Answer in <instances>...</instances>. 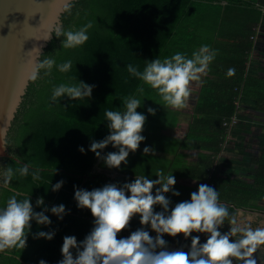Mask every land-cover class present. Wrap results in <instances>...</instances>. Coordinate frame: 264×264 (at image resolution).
Instances as JSON below:
<instances>
[{"label": "trees", "instance_id": "1", "mask_svg": "<svg viewBox=\"0 0 264 264\" xmlns=\"http://www.w3.org/2000/svg\"><path fill=\"white\" fill-rule=\"evenodd\" d=\"M62 20L64 29L73 31L91 22L89 39L77 49L61 48L55 37L50 42L44 54L57 63L71 60L73 68L68 73L53 69L51 76L42 75L41 79L31 81L9 132L8 146L10 154L41 169V179L34 181L29 175L14 180L13 187L30 195L34 207L36 199L43 196L45 205L64 204L68 214L61 221L46 213L52 221L47 227L32 222V233L55 230L54 238L35 239L29 234L25 249L0 253V264H39L41 259L57 264L62 259L60 249L65 236H75L78 242L85 238L94 218L90 210L77 208L74 186L87 190L109 183L119 186L139 175L156 179L157 171L163 170L165 174L173 173L177 181L174 188L180 192L178 197L166 194L172 206L190 199V194L203 183L218 190L220 203L227 205L230 213L245 207H261L264 188L259 187V181L264 184V156L256 183L222 177L213 170V156L221 151L229 133L230 127L225 123L233 116L239 117V101L253 99L257 110L264 113V76L249 70V60L255 53L264 56V0H76L71 13H64ZM202 45L214 49L216 57L201 80V93L187 134L192 140L184 143L164 130L174 128L179 119L186 117V107L175 110L164 106L157 92L147 85L143 95H139L137 88L142 82L128 73L126 65L132 64L142 71L146 61L163 60L177 52L190 58ZM229 68L235 69L234 75H227ZM78 79L96 86L90 99L51 101L53 87L76 83ZM191 88L196 89L192 84ZM132 94L141 99L142 107L137 111L147 116L142 132L146 140L134 154L130 153L127 165L122 163L120 169H109L87 149L93 140L108 135L104 112L123 110V98ZM148 107L156 109L155 115L147 113ZM167 117L171 122L163 123ZM145 145L153 149L147 156L142 154ZM80 146L86 149L84 154L78 150ZM180 148L211 151L213 155L200 154L195 165L188 163V154L179 152ZM111 151L115 149L110 145L104 150ZM15 157L2 158L0 165L19 167ZM97 164L124 176L114 180L106 172H94ZM181 178L186 180L181 182ZM61 179L62 188L52 192L50 184ZM12 194L7 189L0 191V206ZM138 227L139 218L135 217L130 228L122 230L118 238ZM228 230L226 220L221 231ZM192 235H200L201 243L206 241L204 234ZM164 238L170 250H179L172 245L179 248L191 243L182 234L175 238L165 234Z\"/></svg>", "mask_w": 264, "mask_h": 264}, {"label": "clouds", "instance_id": "2", "mask_svg": "<svg viewBox=\"0 0 264 264\" xmlns=\"http://www.w3.org/2000/svg\"><path fill=\"white\" fill-rule=\"evenodd\" d=\"M72 6L73 0H63L62 12L70 14ZM92 26L89 22L78 30H65L59 21L53 23L41 19L39 26L32 27L39 35L28 38L42 42L26 52L29 79L35 82L42 75L51 76L53 69L60 73L70 72L73 68L71 60L57 63L55 58L44 54L43 48L54 37L63 49L82 47L89 39L88 31ZM215 57L214 49L202 45L192 52L190 58L177 52L163 60L146 61L142 71L132 64L126 68L132 77L142 82L137 88L139 95H143L144 85H147L157 92L164 106L180 110L187 105L192 82L202 80ZM234 74L235 69L229 68L227 75ZM95 87L79 79L76 83H60L53 87L51 101L90 99ZM122 104L123 110L104 112L108 135L102 140H93L87 149L109 169H120L122 163L127 165L130 153L134 154L146 140L142 132L147 116L137 111L142 107L141 99L132 94L124 97ZM147 113L155 115L156 109L148 107ZM4 143L0 137V147H4ZM109 145L115 151L105 153ZM78 150L82 154L86 152L83 146ZM152 152L150 146L143 147V155ZM16 163L20 166L0 165V191L7 189L13 193L6 204L0 206V253L25 249L29 234L35 239L52 240L55 230L32 233V222L47 227L52 221L46 213L50 212L61 221L68 214L64 204L48 207L41 196L36 199L34 207L30 195L16 191L14 180L29 175L34 181L41 179V169L20 160ZM155 176L157 178L152 179L139 175L119 186L109 183L93 190L74 186L76 206L90 210L93 227L79 242L75 236L63 238L62 259L57 264H264V256L260 255L264 253V223L253 227L255 220L251 214L239 209L230 213L228 206L220 203L218 190L203 183L190 194V199L172 206L166 194L180 196L174 188L175 176L165 174L163 170L157 171ZM63 184L61 179L50 184V189L57 192ZM36 208L41 210L36 211ZM135 217L139 218L140 227L118 238L122 230L130 228ZM226 220L229 230L222 232ZM193 233L204 234L206 241L201 243L200 235ZM165 234L173 238L182 234L185 240L190 238L188 250H170ZM256 253L259 254L254 255ZM39 264H47V261L41 259Z\"/></svg>", "mask_w": 264, "mask_h": 264}, {"label": "water", "instance_id": "3", "mask_svg": "<svg viewBox=\"0 0 264 264\" xmlns=\"http://www.w3.org/2000/svg\"><path fill=\"white\" fill-rule=\"evenodd\" d=\"M62 8L63 0H0V137L5 142L4 147H0V163L2 158L15 157L10 154L8 137L31 84L26 52L34 44L42 43L28 39L39 35L32 27L39 26L41 19L53 23L59 21L63 25ZM51 41L44 46V53ZM15 159L22 161L18 157ZM94 172H106L114 180L124 176L118 172L106 171L98 164ZM189 246L184 243L179 248L172 245V248L184 250Z\"/></svg>", "mask_w": 264, "mask_h": 264}, {"label": "crops", "instance_id": "4", "mask_svg": "<svg viewBox=\"0 0 264 264\" xmlns=\"http://www.w3.org/2000/svg\"><path fill=\"white\" fill-rule=\"evenodd\" d=\"M249 70L264 76V56L255 53L249 60ZM201 83V81L192 82L196 89H192L184 109L186 117L183 116L179 119L174 128H166L165 134L174 136L184 143L186 141L191 142L192 139L187 138V134L190 133V125L193 122L192 116L195 113L194 107L197 105L201 93ZM239 105L238 122L229 130L221 151L213 156L215 157L213 170L216 169V172L224 178L253 183L256 181L259 170H261L260 161L264 156V113L257 110L258 104L253 99L239 101ZM163 121V123H170L171 119L167 117ZM181 151L180 148L179 152ZM182 152L188 154V163L195 165L200 161V154L213 155L211 151L198 149L186 148ZM180 180L182 182L186 179L181 178ZM187 181H191V179ZM259 187L264 188L262 181H259ZM259 203L264 205V201ZM241 210L244 211L245 209Z\"/></svg>", "mask_w": 264, "mask_h": 264}, {"label": "rangeland", "instance_id": "5", "mask_svg": "<svg viewBox=\"0 0 264 264\" xmlns=\"http://www.w3.org/2000/svg\"><path fill=\"white\" fill-rule=\"evenodd\" d=\"M250 202L253 203V201H250ZM244 212L246 214H251L254 217L255 222L253 224V227L257 226L260 223H264V205L263 204L261 205V207H258V208L245 207Z\"/></svg>", "mask_w": 264, "mask_h": 264}, {"label": "built area", "instance_id": "6", "mask_svg": "<svg viewBox=\"0 0 264 264\" xmlns=\"http://www.w3.org/2000/svg\"><path fill=\"white\" fill-rule=\"evenodd\" d=\"M238 119H239V118H238L237 116H233L232 119H231L230 121H228V122L225 123V125H226V126H229L230 129H231L235 124H237Z\"/></svg>", "mask_w": 264, "mask_h": 264}, {"label": "flooded vegetation", "instance_id": "7", "mask_svg": "<svg viewBox=\"0 0 264 264\" xmlns=\"http://www.w3.org/2000/svg\"><path fill=\"white\" fill-rule=\"evenodd\" d=\"M258 254H259V253H256V254H254V255H258ZM260 255H262V256H263V255H264V253H260Z\"/></svg>", "mask_w": 264, "mask_h": 264}]
</instances>
